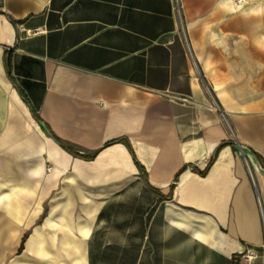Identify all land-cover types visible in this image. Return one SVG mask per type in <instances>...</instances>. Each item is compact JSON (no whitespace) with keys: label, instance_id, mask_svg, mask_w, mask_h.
I'll return each instance as SVG.
<instances>
[{"label":"crops","instance_id":"1","mask_svg":"<svg viewBox=\"0 0 264 264\" xmlns=\"http://www.w3.org/2000/svg\"><path fill=\"white\" fill-rule=\"evenodd\" d=\"M252 1L0 0V264H264Z\"/></svg>","mask_w":264,"mask_h":264},{"label":"built area","instance_id":"2","mask_svg":"<svg viewBox=\"0 0 264 264\" xmlns=\"http://www.w3.org/2000/svg\"><path fill=\"white\" fill-rule=\"evenodd\" d=\"M173 10H174L175 14L180 18V15H181V5H180L179 0H173ZM27 33L30 34V35L33 34V32H30V31H28ZM187 51L190 52L188 45H187ZM238 148H239V151L242 154H244V148L241 147V146H239Z\"/></svg>","mask_w":264,"mask_h":264},{"label":"rangeland","instance_id":"3","mask_svg":"<svg viewBox=\"0 0 264 264\" xmlns=\"http://www.w3.org/2000/svg\"><path fill=\"white\" fill-rule=\"evenodd\" d=\"M251 2L250 3H252L253 1L252 0H250Z\"/></svg>","mask_w":264,"mask_h":264}]
</instances>
